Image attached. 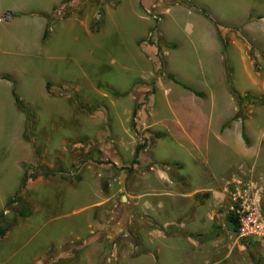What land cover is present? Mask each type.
<instances>
[{
    "label": "rangeland",
    "instance_id": "obj_1",
    "mask_svg": "<svg viewBox=\"0 0 264 264\" xmlns=\"http://www.w3.org/2000/svg\"><path fill=\"white\" fill-rule=\"evenodd\" d=\"M122 1L123 8L135 5L137 16L154 27L164 7L181 5L191 9L178 0H139V11L133 0ZM201 1H207L205 9L211 18L206 19L207 22L215 29L212 21L219 24L226 42L223 64L226 84L221 74L222 63L214 47L208 60L211 64L208 61L206 64L203 54L201 60L197 56L187 61L183 57L176 61L171 58V69L184 83L194 85L199 82L198 88L209 97L214 93L218 98L223 96L227 85L232 101L217 100L216 107L207 102L204 110L207 111L205 120L208 133L201 135L200 144L193 145L184 136L179 137L181 132H175L173 123H170L172 114L165 107L162 96L157 97L156 109L150 112L148 96L151 91L145 92L142 101L134 106L135 117L129 115L132 134L129 138L136 140L137 146L144 145L139 155L146 148H152L150 152L156 164L141 161L139 155L137 158L141 163L134 164L135 157L126 163L121 171L126 174L125 185L130 189H122L123 193L119 190V181H113L114 174L109 179L106 173L98 172L100 176L90 167L81 174L87 160L95 165L107 162L92 159L97 148L95 144L88 150L91 154L87 153V158L81 159L72 142L78 136L88 142L97 136L104 138L108 117L114 131L122 129L124 119L127 120V110L124 109L132 105L131 100L125 101L118 94H105L107 92L102 88L110 86L125 91L130 87L129 81L147 68L145 61L141 67V62L134 64L129 54V46L136 33L132 27L139 26L137 16L129 11L122 12V9L109 15L101 26L102 34L96 37L97 48L93 60L87 57L82 60L78 43L74 41V35L67 31L68 28L63 27V20L53 27L48 40L52 47L48 49V54L42 51L44 54L40 55V49L35 47L29 58H24L12 47L21 42L19 37L14 36L18 35V31L11 30L9 22L0 20V58L17 59V64L22 67L23 75L17 76L19 80L13 82L12 86L30 116L27 127V115L16 107L11 87L8 91H0L3 93L0 95V213L3 212L0 227L13 224L7 236L0 240V264H264V235L256 239H241L228 227L226 220L229 213L236 214L242 205L239 197L241 191L236 186L239 179L258 191L261 197L258 208L264 219V142L261 144L260 140L264 139V97L245 100L239 105L230 93L231 86L239 91L248 88L246 65L249 70L253 68L256 76L264 81V16L259 15L264 14V0ZM49 2L0 0V15L24 4L28 5L29 12L41 11L49 8ZM118 2L70 0L55 7L51 16L53 20L70 16L73 19L78 16L77 12L91 4L95 8V20L100 25L105 7H115ZM153 29L148 32L143 45H161L160 34H152ZM27 31L28 34L21 33L22 37L33 42L35 27H29ZM6 34H9L6 37H12L17 42L14 41L12 46L6 43ZM80 40H83L82 37ZM150 70L154 78L161 76L158 79L163 77L162 80L169 81L164 76L163 65H154ZM39 72H47L52 77H59L61 83L68 84V91H75L78 109L71 101L69 106L65 101L61 110L56 106L47 108L35 101L33 92L37 91V84H32V81L38 79ZM139 84L150 86L145 81ZM54 86L53 95L67 97L60 93L59 86ZM0 89H3L2 86ZM89 89L92 91L89 92ZM32 102L36 103L35 108H31ZM163 117H167L168 121L159 125ZM229 121L226 129H220L223 122ZM247 122L252 124L253 148L257 150L252 160H247L245 154L237 150L238 138L243 141L240 126H246ZM23 125L26 128L22 131L21 139L28 145L31 158L18 165L17 161L22 159L21 148H27L18 139ZM172 131L175 135L170 133ZM156 132L164 137L159 139ZM124 137L123 130L114 134L120 146ZM162 162L168 164H160ZM49 165H53V168L50 169ZM25 171L29 176L35 171L45 172L48 176L39 175L45 180L42 182L29 178L22 185ZM162 171L170 177L172 175L174 180L167 191L156 177ZM146 172L149 175L147 184L143 183L146 177L141 178ZM20 189L22 202L13 203L6 209L8 199L13 198ZM9 191L13 194H9ZM145 193L149 195L135 199ZM110 196L115 204H112V199L107 203L111 213H104L106 218L112 216L116 203L121 204L123 200L135 201L138 205L149 201L153 209L146 213L160 222L162 228L151 233L153 226L150 225L147 231L145 225L140 223L146 224L143 219L147 218L134 212L133 217L129 215L127 219L138 222L131 230L139 236L140 241L137 235L125 236L123 232L115 241V252L109 251L110 245L105 242L85 243L91 235L89 225L96 210L92 206L102 201L103 197ZM23 206L31 212L30 216H18Z\"/></svg>",
    "mask_w": 264,
    "mask_h": 264
},
{
    "label": "crops",
    "instance_id": "obj_2",
    "mask_svg": "<svg viewBox=\"0 0 264 264\" xmlns=\"http://www.w3.org/2000/svg\"><path fill=\"white\" fill-rule=\"evenodd\" d=\"M49 1H50L49 8L41 11L29 12L28 5L24 4L22 7L19 8L17 7V9L13 11H7L3 13V15H0V20L2 22L4 23L9 22L8 24L11 25V30L15 32L18 31V35L15 34L14 36L19 37V39L21 40L19 45L15 43V45L12 46L15 39H13L12 37H6L9 36V34H6L5 35L6 43H10L15 51L17 50L18 52L22 53V56L24 58L26 57L29 58V55H31L34 52L33 49H35V47H38V49H40L39 51L41 53L40 55L44 54L42 53V51L48 54L50 52L48 49H51L52 47V44H49L48 40L53 32V27L56 23L63 20L62 21L64 25L63 27L68 28L67 31L74 35V41L75 42L77 41L78 43V49L81 54L82 60L86 59V57L88 59L93 60V57L95 58V49L97 48L95 45V40L98 35L102 34L103 27L101 26L103 25L104 21H107V17L109 15H112L114 11H118V10L121 11V9L122 12L129 11L130 13H133L135 14V16H137V12L135 13V8H134L135 5L130 4L126 6V8L125 7L123 8L122 7L123 1L119 0L117 6L105 7V13L100 25H98L97 21L95 20V15L93 14L95 8L91 4L86 5L83 11L77 12L78 16H75L73 19L72 16H70L67 18L53 20L50 18L53 9L70 0H49ZM133 1L136 2L135 4L138 5V9L139 11H141V4L139 0H133ZM186 1L192 3L198 8H203V9L207 8V5H205L207 4V1H201V0H186ZM130 3H132V1ZM86 8L90 9L89 13H86V11L89 10ZM174 13H176L177 15L174 16L173 15ZM259 15L262 17L264 16V14H259ZM171 16L173 17L169 18ZM136 22L139 26L132 27L133 31H136V33L135 36L132 38L131 41L132 45L129 46V54H130V58L133 59L134 64H139L141 62L140 65L141 67L142 62L145 61L147 68L142 69L141 73L138 74V77L134 78L132 81H129L130 87L126 88L125 91L112 89L110 86H106L102 88L105 90V92H107L105 94L108 95L118 94L120 98L125 99V101L131 100L132 105L131 106L128 105L129 107L127 109L125 107L124 109L127 110L126 112L127 120L124 119L122 129H115L114 131L113 128H111L110 120L108 117L107 118L108 122L105 124V129H104V132L106 133L104 138H100L99 136H97L95 140L88 142L84 138L82 137L80 138V136H78L75 137V139L72 142L74 146L73 148L78 149L81 159L87 158L86 157L87 153L91 154V152H89L88 150L92 146V144H95L97 148L96 150H94V156L92 159L99 161L100 163L107 162V164L95 165L94 163H92V161L87 160V162H85L83 168L81 169V174L85 169L89 167L93 169V172L96 171V173L98 172L106 173L107 178L109 179L114 174L113 181L114 183L119 181V183L121 184V187L119 188L121 193H123L124 191L122 189L127 190L129 188V186L127 187V185H125L126 174H124V171H121L122 167L126 163H128L132 158L135 157V151L137 146L136 140L132 141L133 139L131 140V138H129L132 136V134L130 133L131 128L128 123L130 117L129 115L135 112V110L133 111L134 106L142 101L145 92L151 91V93L148 96V100H149L148 108L150 112H153L156 109L157 97H159L160 95L162 96L165 103V107L168 108L170 113L172 114L171 115L172 119L170 123H173L172 125L174 126L175 132H181L179 137L184 136V138L187 139L189 142H191L193 145L200 144L201 135L208 133L207 132L208 125L206 126V120H205V114H207V111L204 110L205 109L204 107L207 106V102L210 101V105L212 104L213 107H216L217 100L220 101L227 100V102L232 101L229 95V91L227 90V85H226V92L223 94V96L218 98V96H216L214 93V95L211 96L212 97L211 98L205 92L201 91V89L198 88V86L200 85L199 82L194 85L184 83L173 73L171 69L172 68L171 58L173 61H176L177 59L183 57L182 59H185L187 61L189 58L197 56L201 60V56L204 54V60L206 61L207 64V61L209 60L211 54L213 53L212 47H214L215 51L219 55L220 62L222 63L221 74L226 84L225 69L223 68L224 59H226V49L224 51L223 44L219 40L217 34V29H215L213 25L207 22L206 18L203 17L199 12L188 9L181 5H174V6L164 7V10L162 11V16H160L158 22H156L157 24L156 27H154L153 25L151 26L150 23L148 21L143 20L141 16L140 17L137 16ZM96 25H98V27ZM140 26L144 28L142 29ZM29 27H35L36 37L33 42L31 41L29 42L28 39L23 38L21 35V33L28 34L27 30L29 29ZM47 29L49 30L48 36L44 38ZM151 29H153L152 34L155 35L158 33L160 34L161 45L158 46L143 45V41L147 38L148 32L151 31ZM20 37L23 39H21ZM80 37H82L83 39L82 41L81 40L78 41ZM213 39L215 42H213ZM53 48H55V46H53ZM182 50L183 53H181ZM19 59H21L20 56ZM92 63L94 62L92 61ZM208 63H210V61H208ZM154 65L156 66L163 65L165 69L164 76L172 75L179 83L185 84L194 91L203 93L204 97L203 98L197 97L192 92L185 90L184 88H182L180 85H178L172 80L168 79L169 81H165L162 80L163 77L158 79L161 76H159L158 78H154L153 71L150 70V68ZM0 66H2L0 67V86H2L3 88L0 89V91L1 92L8 91V89H10L11 87L12 96L16 104V107L18 108L13 94L15 89L13 88L12 85L13 82L19 80L17 76L23 75V72L21 70L22 67H20V64H17V59L11 61V59L5 57L0 58ZM123 68L125 69L124 61H123ZM246 71H247L246 79L249 82V86L243 91H239L234 88L238 93V95L240 96L249 95L251 96L252 99L256 97H264V81L256 76L253 68L252 70H249L247 65H246ZM142 81L143 82L145 81L148 84L150 83V86L147 87L146 85L143 86L139 84V82ZM47 82L59 86L64 90H68L67 88L69 85L66 83H61L59 77H52L47 72L45 73L39 72L38 79L37 80L33 79L32 81V84H37V88H36L37 93L33 92L34 93L33 97L36 98L35 101L43 103L44 105H46L47 108L51 106H56L58 110H61L63 108L62 106L63 103H65V101H66V106L71 105L70 104L71 101L76 106L75 109L76 110L78 109L75 100L76 94L74 90H72L73 94L75 95L74 98L49 94L46 90ZM230 82L232 84V81ZM90 91L92 90L89 89V92ZM1 94L3 95V93H0V95ZM114 100L113 102L117 101ZM35 104H36L35 102L30 103L31 108L33 107L35 108ZM22 105L24 106V104ZM18 110L21 112L19 108ZM31 113L34 112L31 111ZM108 115H109V111H108ZM166 118L167 117H163L158 122V124L160 125V124H164V122H167L168 119L166 120ZM223 123L221 124L220 129L222 128ZM251 125H249L247 122V125L245 126L246 133L251 142V146L246 145V143L241 141L240 138H238L239 141H237L238 152L245 154L244 157L247 160L248 159L252 160V158H254L255 156V152L257 151L255 150V148H253L254 141L251 136V132H253V128ZM241 127L242 125L240 126V130ZM24 128H26V125H23V128L21 129L18 137L20 143L22 144L25 143L21 139L22 131L24 130ZM230 129L231 128H229L228 131ZM122 130L124 131L126 138L124 137V140L123 142H121V146H120V143L118 142L119 140L114 138V134ZM156 133L158 134L157 137L159 139L164 137L162 133L160 132H156ZM170 133L174 134L173 131ZM179 137L177 136V138ZM260 140H262L261 141L262 144L264 142V139H260ZM25 145L27 148L23 149L22 147L20 150L22 159H19L17 161L18 165H22L23 163H26L31 158L30 150L28 149L29 147L26 143ZM65 145L67 146V143H65ZM151 149L152 148L148 147L145 149V151H142L141 154L139 155L140 156L139 159L143 162H150V163L154 162V164H156V161L153 159L151 155L150 152ZM123 154H127V155L125 157H122ZM76 155H77V151H76ZM75 160H77V157H75ZM160 164L166 165L168 164V162H162ZM48 167L51 169L53 168V165H49ZM98 175L101 176L100 173H98ZM148 176H149L148 172H146L142 177L141 176L139 177L141 178L146 177L143 179L144 181L143 183L147 184ZM156 177L160 185L166 191L167 188L169 187L171 188L173 186L174 180L172 179V175L170 177L167 172L162 171L160 174H156ZM36 181L42 182L45 180L44 179L42 180L40 177H37ZM79 182H81V180ZM24 190L25 188L23 189V192ZM10 192L12 191H9V194H13ZM129 192L134 194L133 191L129 190ZM148 195L149 193H145L143 195H139L137 197L138 199L135 197V199L139 200ZM111 196L113 197V195ZM111 196L103 197L102 201H99L98 203L92 206L96 210L94 214L92 213V217H91L92 224L89 225L90 229L92 230L91 235L85 241V243L87 242L92 244V243L105 242L110 245L108 247V250L109 251L114 250L115 252L116 251L115 241L118 239V237L121 236L123 232L125 233V236L137 235L134 234V232L131 229L138 222L136 223L135 221L133 222L132 219L130 220L127 219V216L129 215L133 217L134 212H136V214H140L141 217L143 216L144 218H147V219H143V221H146V224L140 222L141 224L145 225L147 231L150 230L149 227L150 225L153 226V228H151L150 230L151 233L153 231H160L159 229L162 228L161 223L155 221L152 217H150L146 213L148 210L151 211L153 209V207L151 206L153 204L149 203V201L139 203L138 205V203H135V201L131 203L128 202V200L127 201L123 200L120 202L121 204L116 203V205L112 208V216L110 218H106L105 214L109 212L111 213L109 205L107 203H109L110 200L112 199V204H115L113 203L114 198H112ZM96 215L99 216L98 219ZM167 234L169 235V232ZM138 240L140 241V238Z\"/></svg>",
    "mask_w": 264,
    "mask_h": 264
},
{
    "label": "trees",
    "instance_id": "obj_3",
    "mask_svg": "<svg viewBox=\"0 0 264 264\" xmlns=\"http://www.w3.org/2000/svg\"><path fill=\"white\" fill-rule=\"evenodd\" d=\"M178 1L182 2L183 4H185L186 6L190 7L191 9H194L195 11L199 12L206 19L211 20L209 13L205 9L198 8V7H196L195 5H193L192 3H190V2H188L186 0H178ZM50 18L52 19L53 17L50 16ZM212 22L214 23V25L217 28V34H218L219 40L223 44V48H224V51H225L226 42L223 40V37H222L221 32L219 30V24L217 22H214V21H212ZM48 32H49V30L47 29L46 32H45L44 38H46L48 36ZM167 78L169 80L174 81L175 83L180 85L185 90L192 92L197 97H200V98L204 97L203 93L194 91L193 89H191L190 87L186 86L185 84L179 83L172 75H167ZM54 87H55L54 84H52L50 82L46 83V90H47V92L49 94H53ZM59 89H60V93L61 94L65 95L67 97H72L73 96V92L72 91L62 90L61 88H59ZM230 93L236 98L237 103L239 105H241L243 103V101H245V100H251L252 99L251 96H249V95H245V96L238 95V93L236 92V90L232 86L230 87ZM13 94H14V98H15V101L17 103L18 108L25 115H27V119H28L27 120V127H28V125L30 123V116H29V113H28V109L21 104V102L19 101L18 97L15 94V91L13 92ZM135 115H136V112L133 113V117H135ZM229 123H230V121L226 122L225 124H223L222 129H226L228 127ZM241 136H242L243 141L246 143V145H250L251 142H250V139H249V137H248V135L246 133V129H245L244 125H242V127H241ZM143 147H144V145L137 146L136 151H135V159L133 161L134 164L135 163H141L138 160L137 157H138V155H139V153H140V151H141V149ZM39 175L48 176L47 173L38 172V171H35L31 176H29L27 174V172L25 171V173L23 175V179H22V185H24L28 181L29 178L36 179ZM20 193H21V189L17 192V194L13 198L8 199V201L6 202V205H5L6 209L9 208L13 203L22 202V196H20ZM30 215H31V212L25 206H23V210L18 213V216L22 217V218L28 217ZM2 216H3V212L0 213V218ZM226 220H227L228 227L233 232H235V234H238L239 233V227H240L238 215L237 214H233V213H229V215H228ZM12 225L13 224H8V225H6L4 227H0V240L3 239L6 236L8 231L11 229Z\"/></svg>",
    "mask_w": 264,
    "mask_h": 264
},
{
    "label": "built area",
    "instance_id": "obj_4",
    "mask_svg": "<svg viewBox=\"0 0 264 264\" xmlns=\"http://www.w3.org/2000/svg\"><path fill=\"white\" fill-rule=\"evenodd\" d=\"M236 186L238 191L243 192H239L242 205L236 211L240 223L238 236L241 239L259 238L264 235V219L258 208L261 197L255 188L244 184L240 179L236 181Z\"/></svg>",
    "mask_w": 264,
    "mask_h": 264
}]
</instances>
